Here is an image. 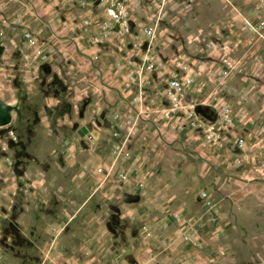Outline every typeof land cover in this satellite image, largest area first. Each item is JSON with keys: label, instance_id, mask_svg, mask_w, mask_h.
Masks as SVG:
<instances>
[{"label": "rangeland", "instance_id": "374dc122", "mask_svg": "<svg viewBox=\"0 0 264 264\" xmlns=\"http://www.w3.org/2000/svg\"><path fill=\"white\" fill-rule=\"evenodd\" d=\"M225 1H170L152 53L219 58L223 42L237 44L236 32L219 18L206 29L198 16ZM157 2L164 0H0L10 22L0 29V264H160L166 251L160 257L152 244L163 220L207 252L184 249L171 264H264L263 110L212 144L192 143L188 128L147 139L141 132L153 129L143 123L128 141L136 162L130 180L99 171L112 160L114 116L126 110L114 103L124 90L118 64L145 54L142 24L159 15ZM27 30L45 42L38 41L44 55L33 54ZM246 100L252 108L258 102ZM178 212L194 224L196 243L184 238Z\"/></svg>", "mask_w": 264, "mask_h": 264}, {"label": "built area", "instance_id": "2783aa9c", "mask_svg": "<svg viewBox=\"0 0 264 264\" xmlns=\"http://www.w3.org/2000/svg\"><path fill=\"white\" fill-rule=\"evenodd\" d=\"M174 0H164L162 3H155L158 7L159 15L155 18H149V21L142 24V31L149 39L145 54L141 58H130L126 60L124 68L128 67L126 79L131 85L136 86L133 96V103L138 108L134 112H118L115 114L116 121L114 127L115 144L112 150V160L105 167H100L99 171H103L107 177H113L117 182H125L130 180L131 168L135 167L136 162L133 158V152L128 144L129 138L134 133L137 123L142 119L149 117L155 121V128L160 132L166 126L176 131L186 128L197 130L202 134L208 143L219 142L223 132L235 126V122L247 124L254 122L249 112L244 109L234 110L233 107L222 98L215 99L213 103L203 101L200 104L189 101L187 99L188 90L194 86L197 76L201 75L205 70L210 77L218 78L220 81L226 80L230 76L232 66L226 68L215 63L206 64L205 60L187 61L182 56L166 57L161 56L160 52L156 56L151 51L152 41L157 37V27L160 18L167 12V4ZM255 7L260 10L264 8V0H256ZM151 20V21H150ZM245 27L253 33L261 34L264 30V19L259 22L246 18L244 20ZM9 17L4 5L0 4V29L9 26ZM109 23L105 22L103 27H109ZM25 37L32 47L35 56L44 55V49L39 45L37 38L27 30ZM226 63V61H225ZM173 65L177 71L167 76L164 80V88L162 89V101L165 103L160 108L151 107L147 102V93L145 85L150 83V74L160 71L168 65ZM122 65L118 64V67ZM199 106L212 110L211 116L206 115ZM163 120L162 122H159ZM127 126L124 133L122 129ZM241 144L243 140H240ZM123 160V162H121ZM201 196H207L206 192H201ZM176 218L179 220L180 226L187 228L184 238L196 243V235L192 230V224L178 212ZM194 226V224H193ZM197 232V231H196Z\"/></svg>", "mask_w": 264, "mask_h": 264}, {"label": "crops", "instance_id": "0c3cea01", "mask_svg": "<svg viewBox=\"0 0 264 264\" xmlns=\"http://www.w3.org/2000/svg\"><path fill=\"white\" fill-rule=\"evenodd\" d=\"M255 3H256V0H226L225 2H222L220 4V8L218 12H216V9L215 10L209 9V13L207 10L206 13H203V14L200 13V16H198L196 13L194 14L195 16H198L199 21L204 20V22H202V25L206 29L209 28V25H211L212 21L216 20V18L221 19L220 21L223 23V25L227 27V29H230L232 32L233 31L236 32L235 37H237V40H236L237 44H227L223 42L224 45L220 49L219 56H217L219 58L207 59L208 61L206 60V64L215 63V65H221L226 68H229V65H231L232 69L230 72V76L226 80L220 81L218 78L210 77L207 71L205 70L201 75L197 76L196 83L194 84L193 87H191L188 90L187 99L189 101L195 102L196 104H200L203 101H205L211 104L214 102L215 99L222 98L224 101L232 105L234 110L244 109L250 113L249 114L250 116H253V117L258 116V114H260V117L262 116L261 110L264 111V106H263V109H261V106L263 105V103L261 104L259 100L261 95L258 93L260 91H264V30L261 32V34H255V33L253 34L249 32V30H247L244 25V20L246 18H249L256 23L259 22L261 19H264V8L258 10L255 7ZM216 13H218V15H216ZM208 20H210L211 23H209ZM33 28H37V27H33ZM209 30L210 29H208L207 32ZM36 33L34 32V35L38 39V41H40L39 38L36 36ZM197 34L198 33H196V35ZM51 36L52 35H50L48 38H50ZM190 36L187 35V37H190ZM218 37L221 41L224 39L227 40L228 38V37L225 38V35H223L222 33H220ZM203 38L205 40H209L210 37L203 35ZM40 43H45V42L40 41ZM236 46L237 47L239 46L237 49V52H239V56L236 59L237 62H233L235 64V68H234L233 64L231 63V61L233 60L231 59H232V54L234 53V49ZM168 54L169 53L166 52V50H164L161 56L169 57ZM170 55H173V56L178 55V56L187 58L185 55H182L180 53L177 54L176 52ZM120 67L123 68L119 72L123 73V76H122L123 79H121V84L124 86V90L123 92L121 91V94H123L124 98L123 97L120 98L119 96H117V95H120V93L115 94L114 99L116 101L114 100L115 102L114 101L113 102L115 104L117 103L120 105L119 109L126 108L125 112L126 111L134 112V110L138 108V106L137 104L133 103L132 99H129V98L130 96L131 97L134 96V93L137 88L135 85H131L126 79V73L129 70L128 67L125 69L123 65ZM175 71H177L176 68L171 64V65L166 66L164 69L160 71L153 72L150 74V79H149L150 83L145 85V89H146L147 98H148L147 102L150 104L151 107H155L156 109V108H160L161 106L165 104L162 101L163 99L162 89L164 88V80L166 79L167 76H170L171 74L175 73ZM248 73H250L253 76V79H252L253 80V90H254L253 92L255 93L252 95L249 94L252 87L250 86L248 88L244 82L245 79L248 78V76L246 75ZM249 96H251V99L253 101L255 102L258 101L257 104L255 105L256 106L255 109H253L255 106L253 108L248 106V102L246 99ZM207 112L211 114L209 110H207ZM151 117L152 116L150 114L149 117H146L142 119V121L137 123L134 133L131 135V138L135 136L138 128L139 127L141 128L143 123H147V124H150L151 128L153 129L152 133L150 134L148 131H146V133L141 132L140 136L147 138V139L154 140L153 134L155 135L156 133L155 136H157L159 131L154 127L155 121ZM159 122L163 123V120ZM247 124H250V123H247ZM188 129H189L188 133H191V137L189 138V140H191L192 143L198 144V142H200L199 140H202V139L205 140L202 134H200L197 130H194L191 128H188ZM126 130H127V126L122 129L124 133L126 132ZM174 131L176 130H174L171 127L166 126L161 131V134L160 133L159 134H160V137L163 135L165 137H170V134L174 133ZM176 132H179V130ZM249 150L252 151V154L249 153V155L250 154L252 155V158L254 161L255 156L258 155L260 149L253 147V149L250 148ZM132 152H133V158H134V151ZM250 159H251V156H250ZM107 165L108 163L105 165H101V166H107ZM246 172L247 171L245 170L243 171L242 173L243 177H245ZM238 187H242V190L240 189V194L242 195V197L239 196L238 199L241 201V204L243 205L245 202H248V198H247L248 196L245 195V193H247V190H245L246 186H245L244 179L242 181V184L240 186L238 185ZM246 211L247 210H243L244 213H246ZM252 213H253V218L258 219V216L255 215V212H252ZM262 218L264 219V216H262ZM164 222L166 223V221L163 220L162 222L158 224L159 230L155 232V234H157V238L155 239L156 242L152 244V247L154 246L155 248H159L161 250L159 252L160 257L162 256V253L166 251V254L164 255L166 257L163 258L160 264H171V262H173L175 258L177 257L175 255L181 254V251H183L184 249L186 251H189L192 255L202 254V252L207 254V252H205L201 246H192L191 244H187L183 242V240L180 239L178 232L174 231L173 227L169 229V227L163 226ZM147 227H145V231L144 230L143 231L149 237V234H153V233H151V231L146 230ZM164 238H167L170 244H169V247L163 248L162 250L161 247L158 246V243Z\"/></svg>", "mask_w": 264, "mask_h": 264}, {"label": "trees", "instance_id": "16d2710c", "mask_svg": "<svg viewBox=\"0 0 264 264\" xmlns=\"http://www.w3.org/2000/svg\"><path fill=\"white\" fill-rule=\"evenodd\" d=\"M199 109H202L203 112L206 113V115L211 116V114H209V113L207 112V110H209L208 108H206V107H202V106H199Z\"/></svg>", "mask_w": 264, "mask_h": 264}]
</instances>
